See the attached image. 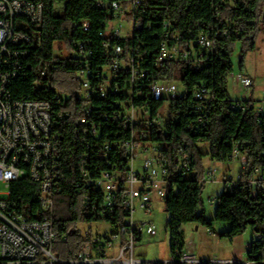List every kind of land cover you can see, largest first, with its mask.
I'll return each instance as SVG.
<instances>
[{
    "label": "trees",
    "instance_id": "trees-1",
    "mask_svg": "<svg viewBox=\"0 0 264 264\" xmlns=\"http://www.w3.org/2000/svg\"><path fill=\"white\" fill-rule=\"evenodd\" d=\"M31 1L42 5L44 16L50 22L51 44L59 43L70 50L66 56L55 57L50 61L48 74L42 76L44 63L40 48L26 44L17 47L29 53L18 61L19 84L15 89L19 95L24 92L23 95L29 101L49 103L53 119L59 123L56 130L60 134V178L54 205L57 196L65 201L70 199L73 215L69 220L60 218L55 210L58 238L69 233L80 220L89 224L101 221L98 215L83 216L84 195L90 196L91 206L100 207L103 202L102 196L93 187L87 188L83 184L84 171L90 172L94 180L101 171L117 167L125 172L127 167L123 149H113L107 159L101 156L105 142L124 144L131 138L125 118L117 124H104L99 136L88 134L85 126L79 122L86 112L79 97L81 80L76 76L84 66L78 54L79 44L84 43L86 50L92 52L89 62L93 81L99 79V75L112 65L114 49L121 46L124 49L121 58L127 57L134 49L136 70L149 72L145 85L148 80H174L179 74L185 88L184 97L169 106L163 133L156 131L154 138L149 139V144L157 149L159 142H163L165 146L161 152L169 162L171 177L164 202L165 210L170 214L168 227L172 235L169 245L171 252L185 249L186 241L181 232L185 225H201L216 235L214 223H228L230 229L221 237L233 241L251 228L254 236L248 258L255 264H264V196L262 192H254L248 185L255 169H261L264 174V110L256 108L251 100L242 102L232 99L228 90L230 76L234 73L232 55L235 46L239 42L243 43V64L245 54L256 49L257 34L264 30V0H142L139 16L147 25L136 33L133 41L102 36L108 22L114 17L101 9L99 2L121 0ZM128 1L123 0L126 6ZM85 22L90 24L87 32L83 29ZM165 22L171 23L167 29L168 39L164 38ZM148 24L152 25L151 30ZM203 33H209L215 40V51L207 65L199 69H195L190 62L179 64L172 61L160 67L157 65L159 50L165 41L171 47L179 45L187 51L195 46L197 38ZM34 34L37 43H44V27L34 26ZM0 71L5 72L2 68ZM131 76L129 68L122 69L114 85L128 88ZM200 86L206 87L212 98L203 104L199 112L197 107L200 103L195 100L194 94ZM138 92H146V87L142 85ZM129 98L125 93L109 94L105 99L95 98L94 114L110 117L125 111V107L130 106ZM160 106L161 103L153 104L155 110ZM204 147H207V152L203 151ZM236 147L249 159L246 177L238 181L235 187L224 188L218 197L215 216L208 221L205 212L200 211L204 205L206 185L204 159L230 164L234 160L231 157ZM181 150L190 167L189 175L184 178L174 172L180 162ZM31 205L34 210L32 220H41L44 213L42 199L31 198ZM126 216L124 211L118 210L116 219L109 215L105 221L116 228L117 223H121ZM68 247L60 242L56 251L60 256L69 258ZM77 248H81V242L77 243Z\"/></svg>",
    "mask_w": 264,
    "mask_h": 264
},
{
    "label": "built area",
    "instance_id": "built-area-1",
    "mask_svg": "<svg viewBox=\"0 0 264 264\" xmlns=\"http://www.w3.org/2000/svg\"><path fill=\"white\" fill-rule=\"evenodd\" d=\"M34 3L31 0H0V183L8 190L6 199L0 200V264H234L237 260H210L200 258L190 250L192 242L185 245L184 250L176 249L171 252V260L165 262L148 263L135 257V248L142 241L144 233L151 237L158 235L153 221H137L135 215L141 212L151 217L154 213L155 201H165L170 185L169 162L164 157L161 149L165 146L159 142V149H149V139L154 138L156 131L165 129L163 111H169L173 101L184 97L180 91V80L177 84L173 80H148L149 72L138 71L134 49L128 56L121 58L124 49L117 46L114 49L115 59L112 65L105 69L100 78L93 81L89 58L92 52L86 50V45H78V54L84 61V66L76 76L81 80L80 99L86 114L80 118V124L85 126L86 132L99 136L103 125L117 124L125 118V125L131 131V138L124 144L105 142L101 156L105 159L114 150L123 149L126 157V170L120 171L117 167L101 171L96 179L91 178L88 171L83 173V184L87 188L93 187L96 193L102 196L100 207L91 206V198L84 195L82 201L83 216L98 215L101 221L106 222L110 215L115 218L118 210L124 211L127 216L121 223L111 226V231L99 232L95 237L83 234L78 225L74 224L69 233L58 238L55 224L54 196L59 181V137L56 130L59 123L53 119L51 107L47 102L29 101L26 96L18 94L15 89L19 84V59L28 56V51H20L18 46L23 44L39 47L44 66L41 74L46 76L49 72V62L55 56L52 53L53 44H50L51 25L44 16H36ZM99 7L113 15L102 34L107 39H131L136 33L147 25L139 16L142 0H129L126 6L123 0L113 2H99ZM85 22L83 29H89ZM171 25L165 22L164 38L168 39V28ZM34 26L46 29L44 43H37ZM148 29L152 25L148 24ZM49 32V35L47 34ZM179 40V38H177ZM108 47V44H105ZM190 51L192 53H190ZM215 51V40L209 33L199 35L195 46L184 51L179 45L171 47L165 41L159 50L157 65L160 67L166 62L184 64L190 62L195 69L207 65L209 57ZM131 70V79L128 88H121L120 84L114 85L119 73L124 68ZM233 75V74H232ZM239 87L248 89L253 85V80L243 74L237 75ZM146 87V92H138L141 86ZM126 94L129 98V107L110 117L95 116L93 99H105L109 94ZM200 103L197 111H202L203 104L211 100L209 91L204 86L198 87L194 94ZM140 101V102H139ZM139 102V104H136ZM161 103L155 110L153 104ZM166 104H168L166 106ZM264 110V103L260 107ZM98 118L100 120L98 121ZM103 120L101 121V119ZM200 131V130H197ZM199 133V132H198ZM145 155H151L145 157ZM180 162L175 173L183 178L190 173L187 157L183 150L179 152ZM238 163L239 175L237 180L225 178L224 187H235L238 181L247 174L249 159L242 154L238 147L231 157ZM141 162V171L136 170ZM212 162V161H211ZM214 163V162H212ZM206 183L217 182V171L212 166L207 170ZM254 192H262L264 196V174L261 169H255L252 179L248 183ZM31 198L44 200V213L41 224H32L34 210ZM213 203V201H211ZM85 223V222H84ZM85 223V225H90ZM76 230L73 233V230ZM210 235L215 236L214 234ZM122 238L120 244L117 239ZM260 238V237H259ZM69 246L64 258L56 251L58 243ZM81 242V248L77 243ZM251 244L248 246L247 254ZM171 250V249H170ZM71 252L74 254L72 255ZM73 256V257H72ZM244 260V259H242ZM248 264H255L248 257Z\"/></svg>",
    "mask_w": 264,
    "mask_h": 264
},
{
    "label": "rangeland",
    "instance_id": "rangeland-1",
    "mask_svg": "<svg viewBox=\"0 0 264 264\" xmlns=\"http://www.w3.org/2000/svg\"><path fill=\"white\" fill-rule=\"evenodd\" d=\"M49 35V32L47 33ZM256 49L254 51H248L244 56V62L241 63L242 51L244 49L243 43L239 42L235 48L232 55V62L234 67V73L230 76L228 90L232 99L244 101L251 100L256 108L261 107L264 103V30L257 34L256 39ZM51 44V42H49ZM69 48L62 44L55 43L52 47V53L55 57H62L69 54ZM244 74L253 80V85L251 88L244 89L239 87L237 82V75ZM172 82L176 84L180 82L181 78L179 74ZM180 91L184 92V87L182 84L179 85ZM81 95V92H80ZM79 95V97H80ZM168 104H166L167 106ZM164 115H167L165 110ZM203 151L207 152V147L203 148ZM151 155H145V157H150ZM204 167L207 170L210 167H214L217 171V182L206 183L205 191L203 195L204 205L201 207L200 211L205 212L206 219L208 221L213 220L215 216V211L218 204V197L222 194L224 190V179L232 178L237 180L239 175V164H220L212 163L210 159H204ZM142 163L139 162L136 166L138 172L141 171ZM230 168L228 177L225 176L226 169ZM8 190L5 188L4 184L0 183V200L6 199ZM213 201V203L211 202ZM71 200H62V197L57 196L55 200L54 209L56 210V215L60 218L71 219L72 212L70 210ZM135 219L137 221H153L156 225L158 235L156 237H151L144 233L142 235V241L137 243L135 248V257L137 259H142L148 263L154 262H165L171 260L172 254L170 250L171 243V231L168 227L170 222V214L165 210L164 201H155L154 203V213L151 217L143 215L141 212L136 213ZM78 225L79 231L83 234H88L95 237L97 233L106 231H111V226L107 222H100L96 224L85 225L83 220L76 223ZM230 229V224L215 222L213 230L216 232L215 236L209 235V229L207 227L188 224L185 225L181 232L187 243L192 241L194 243L193 252L198 257L208 258L210 260H228L233 259L237 261H243L248 257L247 249L251 244L254 232L250 228L242 236L236 238L235 242H231L227 238H222L221 234ZM122 238L117 239L116 244H120Z\"/></svg>",
    "mask_w": 264,
    "mask_h": 264
},
{
    "label": "bare ground",
    "instance_id": "bare-ground-1",
    "mask_svg": "<svg viewBox=\"0 0 264 264\" xmlns=\"http://www.w3.org/2000/svg\"><path fill=\"white\" fill-rule=\"evenodd\" d=\"M34 12H36V16H43V7L42 5H34ZM149 149H157L155 146L149 144ZM42 204L44 208V200L42 199ZM32 224H41V220H32ZM234 264H248L246 260L234 262Z\"/></svg>",
    "mask_w": 264,
    "mask_h": 264
},
{
    "label": "crops",
    "instance_id": "crops-1",
    "mask_svg": "<svg viewBox=\"0 0 264 264\" xmlns=\"http://www.w3.org/2000/svg\"><path fill=\"white\" fill-rule=\"evenodd\" d=\"M244 75V74H243ZM248 77V76H247ZM235 100V99H234ZM237 101H239V100H237ZM244 101H249V100H244ZM244 101H242V102H244ZM232 163H234V160H233V162ZM231 164V163H230ZM231 170H230V168H227L226 169V174H225V176L226 177H228V173L230 172ZM210 235V234H209ZM212 236V235H211ZM235 240L236 239H234L233 241L235 242ZM233 241H231V242H233ZM192 242V241H191ZM193 249H194V243L192 242V245L190 246V250L193 252ZM194 253V252H193ZM202 258V257H201ZM205 259H207V258H205Z\"/></svg>",
    "mask_w": 264,
    "mask_h": 264
},
{
    "label": "water",
    "instance_id": "water-1",
    "mask_svg": "<svg viewBox=\"0 0 264 264\" xmlns=\"http://www.w3.org/2000/svg\"><path fill=\"white\" fill-rule=\"evenodd\" d=\"M75 232H76V230L74 229V230H73V233H75Z\"/></svg>",
    "mask_w": 264,
    "mask_h": 264
}]
</instances>
